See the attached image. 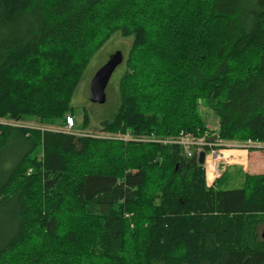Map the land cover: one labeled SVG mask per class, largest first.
<instances>
[{
  "label": "trees",
  "instance_id": "1",
  "mask_svg": "<svg viewBox=\"0 0 264 264\" xmlns=\"http://www.w3.org/2000/svg\"><path fill=\"white\" fill-rule=\"evenodd\" d=\"M115 34L132 44L99 124L127 139L11 123L75 118ZM201 101L221 139L264 144V0H0V157L24 148L0 183V264H264V173L221 189L225 169L207 187L196 154L144 139L203 135Z\"/></svg>",
  "mask_w": 264,
  "mask_h": 264
},
{
  "label": "rangeland",
  "instance_id": "2",
  "mask_svg": "<svg viewBox=\"0 0 264 264\" xmlns=\"http://www.w3.org/2000/svg\"><path fill=\"white\" fill-rule=\"evenodd\" d=\"M132 44V37H122L120 34H115L111 37L91 58L87 65L81 81L74 94L72 105L75 108V128L69 131L76 133L77 135L90 134L94 137L106 136L108 138H123L126 135L103 133L100 131L99 122L111 118L118 109L119 95H118V82L124 71V63L119 65L114 71L110 82L106 89V101L104 103H94L90 100V83L96 73V71L108 60L109 56L117 50L122 51L124 54V60L126 59L130 47ZM201 114L205 125L208 130H213L218 133L219 130V117L216 112L207 107L204 101L200 103ZM87 112L90 115V126L82 128V115ZM0 122H7L4 119H0ZM12 124L22 126L41 127L45 129H67L65 126H49L41 125L35 122H11ZM79 126V127H77ZM66 129V130H65ZM68 131V130H67ZM231 145L232 149L245 150L247 152L248 162L245 164L242 162V157L235 151L227 150L228 153H232L234 158L223 163L225 171V182L219 187L221 189H233L240 187L244 173L260 174L264 173V144H256L247 142L240 144L238 142H226ZM23 142L19 139L12 140L9 143L8 148L4 151L0 157V183L5 179L8 170L13 165V162L17 160L19 155L23 151ZM223 174V172H222ZM13 214V205L9 204L0 210V241L7 236L12 230L13 222L11 220ZM260 233H264V224L259 228Z\"/></svg>",
  "mask_w": 264,
  "mask_h": 264
},
{
  "label": "built area",
  "instance_id": "3",
  "mask_svg": "<svg viewBox=\"0 0 264 264\" xmlns=\"http://www.w3.org/2000/svg\"><path fill=\"white\" fill-rule=\"evenodd\" d=\"M75 125V118L73 116H68L66 118L65 128L69 131L70 129L74 128ZM125 139H127V136ZM144 139L164 145H178L188 157L196 154L198 158L199 153L204 151L205 161L202 165L205 170V182L207 187H212L216 180L221 177L222 172H224V166L226 165H223V163L228 161L223 156V154L227 150H232L231 145L227 144V141L221 139L219 134L212 129L207 130L203 135L200 136H196L191 132L182 130L175 135H169L165 137H157L154 135L152 137H145Z\"/></svg>",
  "mask_w": 264,
  "mask_h": 264
},
{
  "label": "water",
  "instance_id": "4",
  "mask_svg": "<svg viewBox=\"0 0 264 264\" xmlns=\"http://www.w3.org/2000/svg\"><path fill=\"white\" fill-rule=\"evenodd\" d=\"M124 61V54L117 50L112 53L108 60L96 71L90 83V100L94 103H104L106 101V89L110 79L116 70ZM205 161V152L201 151L198 156V162L203 164Z\"/></svg>",
  "mask_w": 264,
  "mask_h": 264
},
{
  "label": "bare ground",
  "instance_id": "5",
  "mask_svg": "<svg viewBox=\"0 0 264 264\" xmlns=\"http://www.w3.org/2000/svg\"><path fill=\"white\" fill-rule=\"evenodd\" d=\"M232 151H234V150L232 149ZM223 156H224L228 161L234 158V155H232V153H228V151H225L224 154H223Z\"/></svg>",
  "mask_w": 264,
  "mask_h": 264
}]
</instances>
